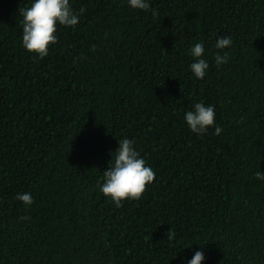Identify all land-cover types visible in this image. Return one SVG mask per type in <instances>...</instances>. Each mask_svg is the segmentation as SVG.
I'll list each match as a JSON object with an SVG mask.
<instances>
[{"label": "trees", "instance_id": "16d2710c", "mask_svg": "<svg viewBox=\"0 0 264 264\" xmlns=\"http://www.w3.org/2000/svg\"><path fill=\"white\" fill-rule=\"evenodd\" d=\"M33 2L0 0V264H264V0H69L79 23L43 59L22 42ZM124 138L155 180L117 208L100 186Z\"/></svg>", "mask_w": 264, "mask_h": 264}, {"label": "clouds", "instance_id": "9594fccd", "mask_svg": "<svg viewBox=\"0 0 264 264\" xmlns=\"http://www.w3.org/2000/svg\"><path fill=\"white\" fill-rule=\"evenodd\" d=\"M129 6L133 9L149 11L150 5L147 0H128ZM86 9L81 8L80 13ZM20 15L23 17L22 42L24 48L40 59L48 55L51 45L57 43V25L75 27L79 23V16L74 13L69 0H34L30 7L20 8ZM153 16L158 13L152 9ZM230 38L221 37L216 47L225 49L230 47ZM191 56L196 62L192 63L191 71L195 78L203 80L205 78L208 63L202 58L204 55L203 43H195L191 48ZM217 67L228 62V54L215 56ZM194 111H188L185 120L190 130L195 134H203L208 128L214 125L215 110L213 106H205L203 103H196ZM222 129L216 127L215 134L220 135ZM118 149L112 153V160L107 171L103 172L104 183L100 186L103 195L109 198L117 208L123 206L127 200H140L146 192L147 187L155 180V173L152 168L146 166V161L140 157L139 152L134 147V141L124 138L118 141ZM114 154V155H113ZM256 178L264 180V173L257 172ZM16 199L22 201L25 207H30L34 200L30 193L17 195ZM30 219V217H22ZM167 240H172L175 233H167ZM202 251L194 253L189 264H202L204 260Z\"/></svg>", "mask_w": 264, "mask_h": 264}]
</instances>
